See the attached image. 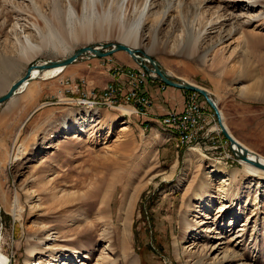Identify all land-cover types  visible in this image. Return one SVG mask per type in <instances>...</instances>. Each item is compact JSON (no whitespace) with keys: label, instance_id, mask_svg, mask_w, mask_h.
I'll list each match as a JSON object with an SVG mask.
<instances>
[{"label":"rangeland","instance_id":"rangeland-1","mask_svg":"<svg viewBox=\"0 0 264 264\" xmlns=\"http://www.w3.org/2000/svg\"><path fill=\"white\" fill-rule=\"evenodd\" d=\"M56 6L103 37L23 63L0 95L33 62L121 42L142 21L141 43L129 45L173 78L206 88L226 108L232 136L264 157V0H0V63L17 61L24 35L40 41ZM125 54L80 58L0 106V252L11 264H264V175L232 154L212 108L203 144L181 149L179 140L175 151L161 127L124 102L90 109L57 96L58 80H72L84 66L127 71L126 56L139 68ZM86 110L89 122L81 119ZM21 144L16 162L9 155ZM100 188V204L88 206ZM126 197L128 219L119 215Z\"/></svg>","mask_w":264,"mask_h":264},{"label":"bare ground","instance_id":"bare-ground-1","mask_svg":"<svg viewBox=\"0 0 264 264\" xmlns=\"http://www.w3.org/2000/svg\"><path fill=\"white\" fill-rule=\"evenodd\" d=\"M255 4H257V5L260 4V6L263 5L262 2L261 3L256 2ZM96 5L97 4H93L92 7L95 8ZM50 16H52V17L50 19L51 24L49 25V29L44 33H42V32L40 33V41L38 43H35L28 36L24 35L23 40L21 41V45H20L21 49H20V54H19V57L17 58V61H15V60L10 61V62L9 61H6V62L3 61L0 63V89L8 86L9 80L7 78V75L12 73L14 70L17 69V67H20V65H22L23 63L30 62L34 57H37V56L44 54V53H47L48 51H53V52L64 54L66 52L65 50L68 47H71L75 43H79V41H93L96 37L102 38L104 35L103 34L104 32L101 28H94L93 29L92 27H89V26H83L81 24H77L75 22V20L73 19L74 14L71 12V10H66V9L62 10V9H60V7L56 6L54 13L52 12V14ZM141 25H142V21L132 23V25L130 26V29L128 31H126V33L122 36L121 42L128 43V44L135 46V47L138 46L142 41L141 34H140V29L142 27ZM66 69H67V67L50 69L49 71L42 73V74H40V72H38V71H34L31 81L29 83L25 84L18 94L29 91L30 86L37 79L49 80L51 78L58 77V76L64 74ZM16 96H18V95H16ZM13 100H15V97L12 98L11 101H13ZM86 107H88L90 109H97V108L101 107V104L86 105ZM88 110H86L85 113L81 114L82 118L81 117L80 118L82 120H84V122H89L91 120V118L94 117V115L91 114ZM120 110H122L124 112V114H126V115H128L132 112L130 109H126V108H120ZM220 110H221V108H220ZM221 114L224 118L223 122L226 125V127L228 128V125L225 123V116H224V113L222 110H221ZM80 120H78V121H80ZM157 124L159 126H164L168 130H170V132L173 135L179 136V138H180L179 140L181 141L182 131L179 130V127L177 125L163 123V122H161L160 119L158 120ZM217 129L219 131H221L219 125H218ZM228 130H229V128H228ZM229 132H230V130H229ZM230 134H231V132H230ZM22 148H24V146L21 144L19 152L17 153L15 158L11 154V155H9L10 159H12V160L14 159V161L17 162L20 159V156L24 154V149H22ZM250 152H251V150H250ZM257 156L260 158V160L264 164V157H262L259 154L253 153V155L250 156V159L251 160L257 159ZM241 163L244 165L245 170L248 171L249 173L264 175V171L259 169L258 167L253 166L252 164H249L248 162H245L243 160H241ZM213 172L223 174L225 172V170H224V168L222 169L221 167L215 166ZM238 174H239V171L235 170L234 172L231 173V176L235 178ZM130 180H132V177H130L128 182H130ZM103 189L104 188H100L99 190H97L95 192L97 200L95 202L93 201V202L89 203L88 206H90V207L96 206L97 207V205L100 204V199L102 200V198H103V195H102ZM125 195H126V193H125ZM122 205L123 206H122V209L120 210L119 215H120V217L124 216L125 218L128 219V217L131 215L132 206L128 204L127 197L124 199V202ZM224 208H227V206L225 205L223 207V209ZM17 217L20 218L21 216L19 214H17L16 218ZM120 219H122V218H120ZM28 253L30 255L33 254V249H28ZM0 264H11L10 259L3 256L1 252H0ZM130 264H136L135 259H133L130 262Z\"/></svg>","mask_w":264,"mask_h":264},{"label":"water","instance_id":"water-1","mask_svg":"<svg viewBox=\"0 0 264 264\" xmlns=\"http://www.w3.org/2000/svg\"><path fill=\"white\" fill-rule=\"evenodd\" d=\"M118 52L127 53L141 69L143 68L148 74H150L152 79L159 80L165 86L177 88L185 92L197 93L202 96L207 102L208 106L215 112L217 124L220 126V132L230 143V151L232 154L235 155L237 159L248 162L249 164H252L253 166H256L264 171V164L260 158L257 156V159L251 160L250 156H252L253 153L245 148L239 141L234 139V137L230 134L228 128L223 122L224 118L221 114V110L218 107L217 101L214 99L212 93H210L206 88L204 89L195 83L187 82L181 78H173L170 74H168L162 64L157 62V60H155L151 55H149L144 50L131 47L128 43H99L79 48L72 55L64 58V60L48 59V61L33 62V64L28 66L29 68L26 70L25 74L15 80L0 95V106L11 101L12 98L18 95L22 87L31 81L34 71H38L40 74H42L49 71L50 69L69 67L83 57H87L89 59H101L111 57Z\"/></svg>","mask_w":264,"mask_h":264},{"label":"built area","instance_id":"built-area-1","mask_svg":"<svg viewBox=\"0 0 264 264\" xmlns=\"http://www.w3.org/2000/svg\"><path fill=\"white\" fill-rule=\"evenodd\" d=\"M114 71L128 80L125 92L122 91L119 84L113 83L107 86L100 94L93 93L90 96L68 98L67 101L80 108L86 105L101 104V107L110 109L116 108L118 104L124 102L126 105L133 107L136 113L150 116L149 112L151 111L152 101L146 95L140 93V89L145 83L146 78H151L150 74L140 67L138 71H125L118 66ZM199 99L200 97L197 93H191L183 112L175 111L159 118L163 123L179 127V130L182 131V146H201L207 138L205 136L209 135L205 134L206 128L214 116L211 114L210 108L206 106L207 104L205 105Z\"/></svg>","mask_w":264,"mask_h":264},{"label":"crops","instance_id":"crops-1","mask_svg":"<svg viewBox=\"0 0 264 264\" xmlns=\"http://www.w3.org/2000/svg\"><path fill=\"white\" fill-rule=\"evenodd\" d=\"M122 55L126 54L122 52ZM120 60L124 62L125 66L128 67V69L138 71V67L128 63L126 56H122ZM103 61L105 60L103 59ZM111 68L112 67H102L101 65L99 67H97L96 65L94 67L88 66V68L84 66L83 70L79 72V75L77 77H74L72 80H67L66 76L60 78L58 82L60 83L62 88L59 89L57 96L59 98L65 96H90L91 92H93L94 90L101 92L112 83L119 84L120 88L122 90L124 89L125 92L128 85V80L124 76L116 74L115 71L111 70ZM81 80L84 82H82ZM77 83H79L80 86L78 90H76L75 88ZM140 93L142 95H146L152 101V107L150 109L151 111L149 112L150 116L144 118L145 121H148L151 126L155 125L161 128L162 126H159L157 124L159 118L171 112H183L191 96V93H186L183 90L167 86L164 87L162 82L151 78H146L145 83L140 89ZM238 97L240 98V96ZM254 99L255 94L254 91H252L251 100L253 101ZM199 100L201 101V98ZM258 102L262 103V101ZM222 111L226 118V108L224 107ZM162 130L163 134L167 137V146L173 148L176 151V148H178V146L180 145L179 136L173 135L170 130H166L165 128H162ZM180 148L183 149L185 148V146H180Z\"/></svg>","mask_w":264,"mask_h":264},{"label":"trees","instance_id":"trees-1","mask_svg":"<svg viewBox=\"0 0 264 264\" xmlns=\"http://www.w3.org/2000/svg\"><path fill=\"white\" fill-rule=\"evenodd\" d=\"M164 85V84H163ZM186 93H193V92H186ZM200 98H203L202 96H200L199 94H197ZM208 106V105H207ZM209 107V106H208ZM210 108V107H209ZM211 109V108H210Z\"/></svg>","mask_w":264,"mask_h":264}]
</instances>
